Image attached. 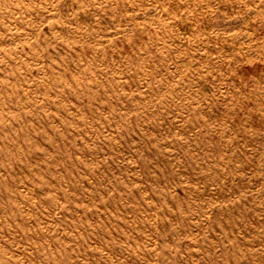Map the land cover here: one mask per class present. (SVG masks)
I'll return each instance as SVG.
<instances>
[{
  "label": "rangeland",
  "instance_id": "obj_1",
  "mask_svg": "<svg viewBox=\"0 0 264 264\" xmlns=\"http://www.w3.org/2000/svg\"><path fill=\"white\" fill-rule=\"evenodd\" d=\"M0 264H264V0H0Z\"/></svg>",
  "mask_w": 264,
  "mask_h": 264
}]
</instances>
